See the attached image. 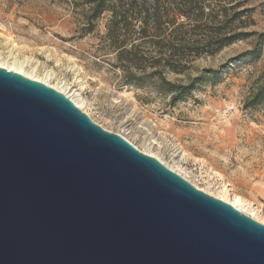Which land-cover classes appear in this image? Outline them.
I'll list each match as a JSON object with an SVG mask.
<instances>
[{
	"label": "water",
	"instance_id": "95a60500",
	"mask_svg": "<svg viewBox=\"0 0 264 264\" xmlns=\"http://www.w3.org/2000/svg\"><path fill=\"white\" fill-rule=\"evenodd\" d=\"M0 264H264V225L0 68Z\"/></svg>",
	"mask_w": 264,
	"mask_h": 264
},
{
	"label": "rangeland",
	"instance_id": "374dc122",
	"mask_svg": "<svg viewBox=\"0 0 264 264\" xmlns=\"http://www.w3.org/2000/svg\"><path fill=\"white\" fill-rule=\"evenodd\" d=\"M222 5L227 14L216 26L235 42L183 74L165 71L166 82L156 67L129 70L141 86L125 83L107 38L111 14L96 19V0H0V54L28 58L40 77L54 73L52 83L76 91L106 129L200 188L231 185L264 218V0ZM176 94L184 99L174 102Z\"/></svg>",
	"mask_w": 264,
	"mask_h": 264
},
{
	"label": "trees",
	"instance_id": "16d2710c",
	"mask_svg": "<svg viewBox=\"0 0 264 264\" xmlns=\"http://www.w3.org/2000/svg\"><path fill=\"white\" fill-rule=\"evenodd\" d=\"M223 1L96 0V19L111 14L107 38L117 66L126 73V84L141 86L129 70L159 67L162 70L154 75L166 82L165 71L183 74L197 58L214 55L235 42V38H222L216 26L227 14ZM184 90L190 93L192 88ZM166 91L176 93L173 88ZM177 95L174 102L184 99Z\"/></svg>",
	"mask_w": 264,
	"mask_h": 264
},
{
	"label": "bare ground",
	"instance_id": "6f19581e",
	"mask_svg": "<svg viewBox=\"0 0 264 264\" xmlns=\"http://www.w3.org/2000/svg\"><path fill=\"white\" fill-rule=\"evenodd\" d=\"M33 64H31V61L27 58L26 60L18 59L17 56H13L11 54L8 56V58H4L3 55L0 54V68H4L10 72L18 73L26 78H29L31 80L41 82L49 86L50 88H53L65 96H67L69 99H71L74 104L85 114L91 117V119L94 121L95 124L101 126L104 130L114 133L112 131H109L104 126L99 124L94 117L89 113V111L86 109L85 103L81 100L79 95H75L76 91H72L71 88L67 86V84H62L59 86V84L52 83V80H55V75L52 72H46L44 77H40L38 67H33ZM61 83V82H60ZM123 97V96H122ZM126 140H128L132 145H134L140 152H142L145 155L151 156L159 160L162 164H164L167 168L174 171L175 173L179 174L181 177L186 179L190 184L195 186L198 190L205 192L209 196L215 197L219 200H222L225 203L231 204L234 206L237 210L242 212L243 214L249 216L250 218L254 219L258 223L264 225V218L262 216L258 215V208H255V205L252 204L250 201L246 200L243 196L236 193L234 189L231 187V185L223 183L221 187L216 191L215 193H212L210 188L203 189L197 186L193 183L190 177H188L187 173H183L178 168L176 169L175 166H169L164 162L159 155L150 153L148 151L142 150L140 147H138L131 139H129L127 136H125L122 133H116ZM219 178H221L220 175H218ZM222 179V178H221Z\"/></svg>",
	"mask_w": 264,
	"mask_h": 264
}]
</instances>
